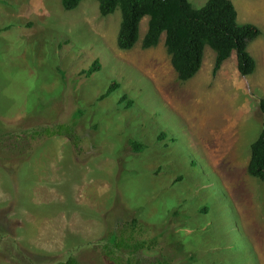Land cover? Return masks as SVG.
<instances>
[{
	"label": "rangeland",
	"instance_id": "obj_1",
	"mask_svg": "<svg viewBox=\"0 0 264 264\" xmlns=\"http://www.w3.org/2000/svg\"><path fill=\"white\" fill-rule=\"evenodd\" d=\"M232 1L240 24L262 30L249 46L255 73H240L235 52L214 73L207 46L200 72L182 81L166 35L143 48L149 17L137 45L121 50L120 9L104 17L98 0L73 11L62 0H0V131L9 136L0 264H116L104 254L108 220L127 216L145 223L144 240L159 241L141 259L264 264V181L248 172L264 128V0ZM96 61L101 70L86 76ZM62 123L76 143L43 135Z\"/></svg>",
	"mask_w": 264,
	"mask_h": 264
},
{
	"label": "trees",
	"instance_id": "obj_2",
	"mask_svg": "<svg viewBox=\"0 0 264 264\" xmlns=\"http://www.w3.org/2000/svg\"><path fill=\"white\" fill-rule=\"evenodd\" d=\"M83 1L62 0V3L67 11H73ZM98 2L104 17L114 14L118 9L122 12L118 34V46L121 50H131L137 45L140 40L141 23L144 18L149 17L143 48L157 47L162 36L166 35V47L182 81H188L200 72L207 46L217 54L214 73L221 69L234 52L242 75H252L257 69V60L250 52L249 46L262 35V30L255 24H240L238 10L232 0H208L205 6L200 8L195 7L190 0H98ZM101 68L100 62L96 61L90 69L84 71V74L90 77ZM117 87V83L114 82L102 98L108 97ZM260 108L264 113V99L260 100ZM72 128V125L62 123L53 128H46L43 135L66 136L76 143V131ZM4 134L8 136V133L0 131L1 154L7 148L6 141H3L6 137ZM10 135V140L14 141L16 136L11 133ZM40 135L42 133L38 130L30 133V137ZM131 146L137 151L144 148L138 141H131ZM20 149V154H25L26 151ZM248 172L251 176L264 181V128L251 146ZM113 220H108L111 229L104 239V254L108 259L116 264H168L167 261L157 258L155 261L141 259L144 250L158 249L159 241L155 239L149 243L144 240L147 239L148 230L138 217L127 216L122 221ZM136 234L141 235V238ZM38 264L86 263L75 256H70L67 259L45 257Z\"/></svg>",
	"mask_w": 264,
	"mask_h": 264
}]
</instances>
